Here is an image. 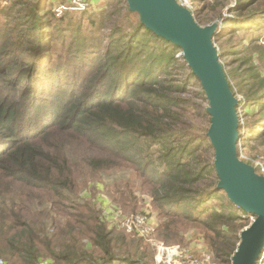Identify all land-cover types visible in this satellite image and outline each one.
I'll use <instances>...</instances> for the list:
<instances>
[{"label":"trees","instance_id":"obj_1","mask_svg":"<svg viewBox=\"0 0 264 264\" xmlns=\"http://www.w3.org/2000/svg\"><path fill=\"white\" fill-rule=\"evenodd\" d=\"M245 1L239 0L234 9L249 8L256 0H249L251 5L244 4ZM46 4L45 0H32V5L23 4L18 12L17 24H21V30L26 27L25 34L28 35L25 36L28 39L25 42L34 48L57 40V36L51 39L52 36L41 38L39 35L48 28L38 26L41 22L38 16L46 12ZM250 12L253 13V10ZM263 12L260 15L249 13L245 27L257 26L255 20H264ZM49 16L50 13H47L43 18ZM30 23L32 27H27ZM141 26L145 34L136 30L120 46L114 45V41L109 42L101 46V49L105 48L104 53L101 49L98 51V47L93 52L82 48L85 47V40L72 42L68 46L72 58L66 64L71 66L74 56H82L80 64L83 69L78 73L77 80L71 77L60 55L56 65L51 66L48 62L41 66L38 61L27 64L21 59L32 53L24 44L15 47L13 43H8V39L0 41V55L7 63V71L16 69L24 73L21 79L0 74V193L7 189V181L9 187L19 182L32 190L51 189L60 195L63 194L61 189L71 187L73 170L60 153V148L42 147L45 146L42 141L48 135L63 136L68 146L80 142L85 149L95 153L86 158L92 168H107L115 164L114 158L117 157L129 163H138L137 170L143 184L150 188L153 204L159 209L160 216H183L195 222L201 221L203 216L206 220L213 218L210 223H204L214 234V237H208L210 246L223 264H231L243 229L229 230L219 227V222L239 220L242 223L247 222V217L233 211L218 212L205 205L208 203L206 199L212 195L220 198L218 191L222 189L218 185L211 193L191 195L194 192L191 186L201 182L205 170L204 163L195 155L200 147L191 151L189 148L194 145L190 139H183L178 129L164 126V121L179 102L174 92H181L187 87L185 82L179 85L175 78L168 76L169 70H174L176 63L182 66L188 63L184 56L183 64L170 54L173 49L182 51L180 47L156 35L143 23ZM147 33L161 40L163 45L156 48L147 44ZM62 40V47H66L67 38L62 36ZM225 53H222V58ZM19 56L20 62L17 63L13 58L18 59ZM86 57H92L90 62ZM190 74L201 86L192 69ZM202 93L205 94L203 88ZM263 97L261 94L249 98L253 99L252 103L261 104ZM259 125L264 126V122ZM259 136H264V131L254 139ZM208 140L204 149L214 151L209 137ZM150 144L165 149L161 161L169 167L162 171L161 177L156 176L155 159L150 157L144 163L141 161L143 148ZM195 212L198 214L194 215ZM65 215L70 218L65 223H59L52 237L34 239L29 229L26 237L12 238L9 242L2 232L5 222L0 220V260L11 264L6 258L5 247L18 251L19 260L14 259L12 264H44L43 261L49 262L47 264H109L122 259L123 254L134 253L127 242L126 231L109 228L99 212L88 209L87 213L67 212ZM157 231L161 237L168 239L174 229L170 222L160 223ZM97 253H101L99 257L95 256Z\"/></svg>","mask_w":264,"mask_h":264},{"label":"rangeland","instance_id":"obj_2","mask_svg":"<svg viewBox=\"0 0 264 264\" xmlns=\"http://www.w3.org/2000/svg\"><path fill=\"white\" fill-rule=\"evenodd\" d=\"M45 1L46 12L39 14L41 22L38 26L48 28L45 33L39 35L41 38L52 36L51 39L57 36V40L49 44L41 43L35 48L29 46L25 42L28 39L25 36L28 35L25 34L26 27L25 30H21L23 28L17 22L19 9L26 3L32 5V0H0V41L5 42L8 39V43H13L15 47L24 44L28 52L32 53L31 56L21 59L27 64L38 61L41 66L48 62L51 66L56 65L60 55L63 64L68 67L69 74L75 80L78 79V73L83 69V65L80 64L82 56H74L71 66L66 64L69 58H72L68 47L72 42L77 39L85 40V47L82 48L93 52L96 47L99 51L101 46L113 41L116 46L123 45L133 32L143 31L140 15L130 11L127 0ZM238 1L179 0L181 4L193 10L191 12L201 26L213 23L218 25L214 44L220 53L226 52L222 63L228 80L237 98L243 100L238 107L242 125L240 130H243L239 158L252 165L258 156H264V136L254 139L259 132L264 131V126L259 125L260 122H264V97L260 100L263 101L261 104L252 103L253 99L249 98L254 95H264V28H262L264 20L256 18L257 26L261 25L258 29L253 25L245 27V24L250 11L253 10L251 15L254 13L260 15L264 11V0H256L249 8L235 10ZM250 3L249 0L244 2L246 5H251ZM47 13H50V16L44 19ZM27 27H32V24H28ZM62 36L67 38L66 47H62L64 42ZM146 36L147 44L156 48L163 45V42L154 35L147 33ZM116 39L119 40L115 41ZM100 51L104 53L105 48ZM170 54H174L184 64L181 50L173 49ZM91 58L86 57V60L90 62ZM13 59L17 63L20 62V56L18 59L16 57ZM6 67L7 63L5 64L4 57L0 55L1 75L20 78L24 74L16 69L7 71ZM190 73L191 69L187 64L182 66L176 63L175 69L169 70L168 76L175 78L179 85L185 82L187 87L181 92H174L173 95L179 98V102L172 109L171 116L164 121L166 123L164 126L176 128L183 139H190L194 145L189 148L191 151L194 147H200L195 155L205 165L203 179L200 183L191 186L194 190L191 195L198 196L215 191L219 178L214 167V151L210 148L204 149V145L209 143L207 133L211 125V117L206 112L209 102L202 93L199 82L194 76H190ZM24 86L23 90H25ZM1 93L2 90L0 96ZM42 142L45 145L42 147L45 149H51L53 146L60 148V153L66 157L69 167L73 170V185L61 189L63 194L60 195L51 189L32 190L19 182L9 187L7 181V189L1 190L0 193V220L5 222L2 232L5 233L6 241L9 242L12 238L20 236L26 237L30 233L29 229L32 230L34 239L52 237L59 223H65L67 218H70L65 213H87L88 209H92L104 217L109 228L116 227L117 230L126 231L127 242L134 252L131 255L123 254L122 259L109 264H223L210 246L208 237H214V234L204 225L205 221L210 223L213 218L206 220L203 216L201 221L195 222L183 216H160L159 209L153 204L150 188L143 184L137 170L138 163H129L117 157L114 158L115 164L107 168L95 169L90 167L86 160L95 153L85 149L80 142L68 146L63 136L56 135H48ZM148 143L152 142L148 141ZM238 144L240 146V142ZM150 145L143 148L144 155L141 161L144 163L150 157L155 159L156 176L161 177L162 171L169 167V164L161 161L165 149L154 144ZM254 169L260 174L258 169ZM218 192L220 198L212 195L213 197L206 199L208 201L206 206L218 212L233 211L247 217V222L220 221L218 226L229 230L236 228L240 231L249 228L255 217L238 210L224 191ZM197 214L198 212H195L194 215ZM137 215L151 217L152 230L149 234H141L134 225L128 228L127 222ZM169 222L174 232L171 237L165 239L160 236L157 227L160 223ZM243 225L245 226L242 228ZM220 244L225 248L222 242ZM3 249L8 262L12 264L15 262L14 259L19 260L16 248ZM100 254L97 253L95 256L99 257ZM126 257L130 259L127 260ZM43 263L49 262L43 261ZM0 264H4L3 260H0ZM259 264H264V251Z\"/></svg>","mask_w":264,"mask_h":264},{"label":"water","instance_id":"obj_3","mask_svg":"<svg viewBox=\"0 0 264 264\" xmlns=\"http://www.w3.org/2000/svg\"><path fill=\"white\" fill-rule=\"evenodd\" d=\"M130 10L156 35L180 47L206 94L211 116L208 137L215 154L218 188L229 200L255 217L241 234L232 264H259L264 251V176L239 158L241 100L232 91L214 39L218 25L201 26L176 0H127Z\"/></svg>","mask_w":264,"mask_h":264},{"label":"built area","instance_id":"obj_4","mask_svg":"<svg viewBox=\"0 0 264 264\" xmlns=\"http://www.w3.org/2000/svg\"><path fill=\"white\" fill-rule=\"evenodd\" d=\"M242 131L240 130V133ZM240 142V141H239ZM239 145V144H238ZM239 152L241 151V143L239 146ZM252 166L258 169L260 175L264 176V156H258L257 160L252 164ZM152 220L149 215H137L134 218L130 219L127 222L128 228H131L134 225L141 234H149L152 228L150 224Z\"/></svg>","mask_w":264,"mask_h":264},{"label":"bare ground","instance_id":"obj_5","mask_svg":"<svg viewBox=\"0 0 264 264\" xmlns=\"http://www.w3.org/2000/svg\"><path fill=\"white\" fill-rule=\"evenodd\" d=\"M176 1H178L179 2V0H176ZM177 2V3H178ZM180 3V2H179ZM178 3V4H179ZM181 4V3H180ZM180 6H183V7H185V8H187V9H189L190 11H193L191 8H189L188 6H185L184 4H181ZM241 133H243V130H242V132ZM244 135V134H243ZM240 143H241V141H240Z\"/></svg>","mask_w":264,"mask_h":264}]
</instances>
